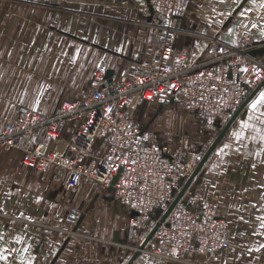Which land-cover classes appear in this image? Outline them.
Wrapping results in <instances>:
<instances>
[{
  "label": "crops",
  "instance_id": "obj_1",
  "mask_svg": "<svg viewBox=\"0 0 264 264\" xmlns=\"http://www.w3.org/2000/svg\"><path fill=\"white\" fill-rule=\"evenodd\" d=\"M185 1V17L172 23L201 35L176 38L174 47L187 61L201 52L206 44L203 36L237 45L243 33H251L264 42V0H247L225 27L241 0H229V4L227 0ZM150 20L151 10L143 0H0V133L21 105L50 115L63 100L85 98L101 63L111 70L105 77L110 80L121 69L132 73L138 63L150 60L157 53L151 43ZM261 92L264 81L250 91L245 98L251 96L249 101L208 157L210 200L221 211L229 242L239 216L249 213L244 207H252L250 212L261 217L254 207L260 205L264 189V108L251 109ZM142 102L128 110L134 121L166 136L135 119ZM80 124L81 120L69 121L51 148L62 153ZM243 124L249 127L242 128ZM106 149V138H99L88 160L98 165ZM200 174L190 188L196 187L194 197L203 199L209 178L202 187L194 186ZM246 189L251 190L249 196L242 192ZM194 197L185 190L181 200L189 206ZM72 207L79 213L76 230L78 221L74 225L66 221ZM131 213L113 191L93 180L83 179L71 188L59 166L37 170L22 162L18 150L0 148V264H182L144 254L131 260L130 246L148 235L156 224L149 229L150 225L161 216L152 211L149 224L134 229ZM260 243L259 238L252 249ZM237 247L214 254V260L226 257L229 264H258L256 256L245 254L238 259L244 246Z\"/></svg>",
  "mask_w": 264,
  "mask_h": 264
},
{
  "label": "built area",
  "instance_id": "obj_2",
  "mask_svg": "<svg viewBox=\"0 0 264 264\" xmlns=\"http://www.w3.org/2000/svg\"><path fill=\"white\" fill-rule=\"evenodd\" d=\"M143 1L151 8V43L156 55L138 63L134 72L121 69L117 78L110 80L105 79L106 66L101 63L85 98L63 100L50 115L21 105L0 133V148L18 150L22 162L37 170L50 164L59 166L71 188L83 179L108 188L116 177L114 198L136 213L131 223L134 229L149 224L155 210L161 216L149 229L160 222L197 166L199 143L190 144L182 131L170 140L153 129L142 128L129 108L155 99L167 104L178 102L186 114L213 131L225 125L250 91L264 80V55L251 53L264 49V42L253 34L243 33L237 45L203 36L206 44L201 52L187 61L174 47L178 33L201 35L180 30L172 23L185 17L186 1ZM75 120L81 124L70 144L56 153L51 142ZM103 137L107 140L106 153L95 165L88 159L96 141ZM191 203L188 206L180 198L152 239L145 243L146 238L140 240V252L160 262L210 264L214 254L229 249L225 221L213 205L198 199ZM78 219V210L70 208L66 221L74 225ZM226 263V258L220 261Z\"/></svg>",
  "mask_w": 264,
  "mask_h": 264
},
{
  "label": "rangeland",
  "instance_id": "obj_3",
  "mask_svg": "<svg viewBox=\"0 0 264 264\" xmlns=\"http://www.w3.org/2000/svg\"><path fill=\"white\" fill-rule=\"evenodd\" d=\"M228 1L229 0H227L226 2L227 4L230 3ZM191 33L193 32L191 31ZM177 37H181V38L187 37L188 38V37H196V36L191 35V34L189 35L183 34L181 32V33H178ZM135 119H137L144 126H148V127L151 126V127L161 129V131L163 132L162 134L166 135L170 139H173L174 137H176V135H178L182 131V133H184L186 137L188 138L190 144L194 142H198L199 143L198 144L199 153H198L197 165L202 159V157L206 154L209 147L212 145L213 141L215 140L217 136V133L220 132V130L225 126L223 125V126L217 127L213 131L208 130L194 116H192L191 114H186L178 102H174V104L172 105V104L164 103L160 99H155L150 102H142V104L139 105L135 113ZM153 120L155 122L151 125V122ZM163 123L166 124V127H164L165 124ZM171 124L172 126L170 129V127L168 126H170ZM208 159L205 161L202 168L200 169L201 176L198 178V184H194V186L197 185L199 187L200 186L202 187L203 183L206 182L205 179L209 178V181H208L209 184L206 187L208 194L205 195V198L203 196V199L199 197L197 198L198 195L197 196L195 195L194 197L193 192H196L194 190H197V188L196 187L190 188L189 186V188L187 189V196L190 195L194 197L191 201H195V199H198L199 203H208V204L213 205V207L216 209V214L220 216L219 213L221 211L220 212L218 211L219 207L213 201L210 200V197H211L210 196L211 194L210 193L211 191L210 177L212 173V164H211V160H208ZM190 176L188 177V179L190 178ZM199 190H201V192L203 193L202 188ZM242 192L246 196H249L251 194V190H248V189ZM206 196L208 197V199ZM188 199L190 201L189 197ZM259 204L260 205L254 207V211L261 213V217L259 218L256 217L254 213L250 212V211H253L252 207H244L246 210L247 209L249 210L248 211L249 213L243 215V217L241 215L239 216L240 221L236 223L237 225H235L233 232L230 233L231 236H230L229 243H230V249L232 250L239 249V247L237 246H244L243 248H240L243 250V252L237 254L238 259L242 258L243 257L242 255L246 254L245 257L247 255L256 256L259 260L258 264H264V227H262V225H264V189H262L260 193V203ZM205 207L207 206L205 205ZM243 218L245 219L242 220ZM256 219L259 221L256 222L255 221ZM256 227L257 229H255ZM250 229H252V232H250ZM225 233H226V223H225ZM251 233H252V237H251ZM256 233H259V234H256ZM255 234L257 235V237L255 236ZM148 235H145L142 238H146ZM152 237L153 235L151 236L150 239H152ZM259 238L261 242L260 246L254 251L252 247L255 246V242H257ZM139 242L136 246L134 245L130 246L132 247L131 248L132 251H130V253L131 252L133 253L132 256L134 255L136 251H139V254L147 255L145 253L140 252V250L138 249ZM223 258H226V257H222V259ZM226 259H227L226 264H229L228 258ZM220 261L216 262L213 256L210 264H220ZM252 262L253 261H251V263Z\"/></svg>",
  "mask_w": 264,
  "mask_h": 264
},
{
  "label": "water",
  "instance_id": "obj_4",
  "mask_svg": "<svg viewBox=\"0 0 264 264\" xmlns=\"http://www.w3.org/2000/svg\"><path fill=\"white\" fill-rule=\"evenodd\" d=\"M247 0H241L239 2V4L237 5V7L234 9V11L232 12L231 17H229L225 23L223 24V26L225 27L230 21L233 15H235L238 10L242 7V5L246 2ZM149 7V6H148ZM149 9L151 10V8L149 7ZM252 54H264V49H255L251 52ZM111 75V70H107L105 73V77H109ZM264 81V80H263ZM262 81V82H263ZM251 97V96H250ZM250 97H248L242 104L241 106L238 108V110L233 114V116L229 119V121L225 124V126L220 130V132L217 134L215 140L213 141L212 145L209 147V149L207 150L206 154L202 157V159L200 160V162L198 163V165L196 166L195 170L193 171L192 175L190 176V178L185 182V184L183 185L181 191L178 193V195L176 196V198L174 199V201L171 203V205L169 206L168 210L162 215V217L160 218V222L164 220V218L167 216V214L169 213V211L172 209V207L174 206V204L181 198V196L183 195V193L185 192V190H187L192 182V180L194 179V177L198 174V172L200 171V169L202 168L203 164L205 163V161L208 159L209 155L211 154V152L213 151V149L216 147V145L218 144V142L220 141V139L223 137V135L226 133V131L228 130L229 126L231 125V123L233 122V120L236 118V116L242 111V109L244 108V106L246 105V103L249 101ZM116 180V177H113L112 181H111V185L108 187L109 190L113 191V187L112 184L114 183V181ZM132 215H136V213L134 211H132L131 213ZM80 221H78L76 223V225L73 227L74 230H76L78 224ZM157 222L156 225L153 227V229L151 230V232L149 233V235L146 237L145 242H147L151 236L154 234L156 228L158 227L159 223ZM143 246V245H142ZM142 246L140 247V249L142 248ZM63 248V247H62ZM61 250V249H60ZM59 254V253H58ZM57 254V255H58ZM56 255V257H57ZM137 255H139V251H136L132 257L131 260H134L135 257H137ZM56 257L54 258V260L56 259Z\"/></svg>",
  "mask_w": 264,
  "mask_h": 264
},
{
  "label": "snow or ice",
  "instance_id": "obj_5",
  "mask_svg": "<svg viewBox=\"0 0 264 264\" xmlns=\"http://www.w3.org/2000/svg\"><path fill=\"white\" fill-rule=\"evenodd\" d=\"M262 7H264V5H262ZM244 71H247V69H244ZM260 108H264V92H261L259 97L254 100L251 104V109L253 112L258 111V109ZM262 116H264V113H261ZM242 128H247L249 127L248 124H243L241 125ZM237 138H240V134H236ZM146 138V137H145ZM262 139H264V137H262ZM262 227H264V225H262Z\"/></svg>",
  "mask_w": 264,
  "mask_h": 264
}]
</instances>
